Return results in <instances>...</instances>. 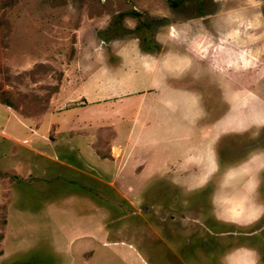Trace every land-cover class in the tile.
<instances>
[{
  "label": "rangeland",
  "instance_id": "rangeland-1",
  "mask_svg": "<svg viewBox=\"0 0 264 264\" xmlns=\"http://www.w3.org/2000/svg\"><path fill=\"white\" fill-rule=\"evenodd\" d=\"M174 50L192 59L173 73L178 91L165 102L171 72L148 86L140 51ZM118 65L137 71L130 88L113 84L123 89L108 97L125 102L120 114L90 105L67 130L60 112L95 102L84 89L93 71L114 67L113 81L129 79ZM256 77L264 79V0H0V264H79L83 244L97 261L110 256L106 264H224L240 246L264 264V80ZM145 91L157 96L141 117L152 114L159 128L173 112L179 158L210 164L195 183L169 175L138 183L133 162L125 175L130 152L110 145L111 121L125 133ZM193 110L204 116L190 125L182 117ZM210 126L209 144L191 149ZM110 147L117 156L108 160ZM138 148L132 156L146 157ZM133 181V195L118 187Z\"/></svg>",
  "mask_w": 264,
  "mask_h": 264
},
{
  "label": "crops",
  "instance_id": "crops-1",
  "mask_svg": "<svg viewBox=\"0 0 264 264\" xmlns=\"http://www.w3.org/2000/svg\"><path fill=\"white\" fill-rule=\"evenodd\" d=\"M251 23L252 24L255 23L256 26L259 25L258 21H256L255 19H252ZM236 32L237 33H235V34L239 33V31H236ZM255 36H258V35H255ZM228 37L232 38L233 35L230 34V35H228ZM140 57L143 58L144 60L149 61L148 65H146V66L143 65L144 67L142 66L144 69L149 71V73L151 74V77L148 78L146 81V82H148V84L149 83L151 84V82L155 83L156 80L158 81L159 72H162L164 70H167V71L170 70L171 75L169 77H165L166 79L162 80V81H164V83H166V86L168 87L166 90V93H167V91L168 92L169 91L170 92L178 91L177 86L173 87V85L171 86L172 83H170L171 79L174 80V78H176V75H173V73H175V72L178 73L180 64L186 63L187 64L186 67H188L191 64L190 59H192L189 52L181 53L178 50H174L168 54H159V55L153 54L151 52L140 51ZM201 66L203 68V69H201V70H203L202 73H204L205 65L202 64ZM113 68H111L109 66H107V67L103 66L98 71H93L92 74L89 75L88 79H86V84L84 86L85 88L84 87L83 88L86 91H88V95H85V96L87 99H90L91 97H93L91 95V93L93 92L95 95H94V97H93L94 99H92V101L95 100V102L89 103L85 106H72L71 108H69V110H63L60 112V117H64L65 115L66 116L68 115L70 117V120L68 122H66V121L62 122V124H65V127L67 130H71V128L82 124L81 119L77 118L80 115L79 110L85 111V109H87V107L90 105L92 107H95L96 110H100V108H102L103 111H108V112H111L112 114H114V113L116 114V112H117L118 114H120L121 109H119L120 108L119 106L121 104L122 109H123L124 108L123 105L125 104V102H121L123 100H120L121 98H119V97H118V99H112L111 97L110 98H108V97L109 96H115V95L119 94L120 90H123L125 88H130L132 86V84L131 83L129 84V81H133V80L135 81L137 78L130 77V75L128 73L129 72H133L134 74H137V73H135L136 70L130 71V68H128V67L118 65L115 68L116 69L121 68L120 70L123 72V74L129 75V77H128L129 79H127L125 77L122 79L115 78V81H113L114 78L111 75V70ZM219 75L221 76V74H219ZM222 77H223V80L228 79L232 82V78H228L225 76H222ZM255 80H256V82H258L259 80H264V79L256 77ZM89 81L91 83L95 82V85L98 84L100 86H105L106 88L105 87L99 88V90H97L95 88H92V86L89 87V85H88ZM113 84L116 85L117 88L122 86L123 89H119V90L114 89ZM150 84L148 86H150ZM80 88H82V87H80ZM76 90H78V88H76V89L71 88L70 91L67 93V95L72 96V95L76 94ZM128 90L131 91V90H135V89H128ZM184 90L192 93V94H189V93L188 94L191 95L190 98H192L193 100H196L197 99L196 97L199 96L198 92L195 91V94H194L193 91H191L189 88L185 87ZM170 92H169L168 96H167V94H165V97H164L165 102L166 101L171 102ZM128 95H130V94H128ZM156 96H157L156 94L152 95L148 91H145L144 93H140L138 105L136 107V110L134 111L133 116L129 119V121H127V128L125 130V133H124V129L122 132L120 129L117 128V125L120 122V120L118 121V118H115V117H114L115 120L112 119V121H111L112 125L111 124L110 125H111V129H113L112 130L113 135L116 133V136L114 138H111V140H110L111 144L110 145L116 146L117 144H114V142H121L122 143L121 146H122V150L124 151V154H126V152H130V157L126 161L124 167H122V168H123L124 172H127V173H125V175H126V174L130 173V171L127 169V166L129 165V163L133 162V163H135L134 165H136V167L139 166L138 169H136V171L139 172V174H138L139 177H141V176L142 177L139 178L140 181H138V183L142 184L141 181H144V183H145L146 180H150L152 178L157 179V177L162 179V178H164V177H162L164 175H169V178L167 179L169 182H171V181L172 182H174V181L178 182V180H179L178 178H180V180L191 181V182L195 183V180L197 179V177L199 175H201V172L198 168H202V169L206 168L207 169V168H209L210 164H208L207 161H205L206 160L205 158L196 159L195 157H191V158H189L190 163H187V160L185 161L183 158L182 159L179 158V156H178V143H179L180 133H179L178 129H176V121L178 118L175 115H173V112L170 113V115L167 114L164 117L161 116L159 120L157 119L158 123L161 125L158 128L157 126L155 127V126L151 125L152 122L154 121V117H152L151 113H150L151 115L149 113H145V114H148L150 116H146L144 118L141 117L143 110L145 109L147 111V108L149 107L148 104L151 101L150 99L151 98L155 99ZM202 96H204V94H202ZM129 98L131 99L130 96L127 97V99H129ZM143 102H144V104H143ZM98 112L99 111H97L98 117L99 116L104 117L103 115L99 114ZM201 113L202 114L199 115V111L196 112L195 110H193L189 113H186V115L182 118L185 119V117H187L186 123L188 124V123H190L189 120L194 121V120H196V118L203 117L204 112H201ZM89 115H91V113ZM225 115H227V114L223 113L211 121H213L215 124L220 123V122L224 121ZM110 118L111 117L106 118L105 120H109L108 122H110ZM87 119L88 120H94L92 118V116H87ZM138 119L140 120V125H137V123H136V120H138ZM162 119H163V122H162ZM97 121H98V119H97ZM115 121L117 124L115 123ZM231 122H234L235 124H237L236 119H232ZM170 123H171V125H170ZM114 124H116V126ZM190 125H192V124L190 123ZM211 127L212 126L208 127L207 129L202 128V131L204 133L206 131L207 134H205V135L201 134V136H199L198 138L196 137L195 139H193V141H190V143H188V145L192 146L191 149H193V148L203 149L202 147L209 144V137H210L209 134H210ZM226 130L227 129H223L222 131H220L219 134L226 132ZM230 130L233 131L236 129L231 128ZM120 132H122L121 140H116L117 136H120L119 135ZM206 135H208V141H206V139L204 137ZM153 140H154V145H159V146H157V149H155L154 151L152 150V147L150 146V145H153V143H151V142H153ZM91 143H92V141L90 142V144ZM137 145H139L138 150L141 148L144 149L146 157L138 158L137 155H135V154L132 156V150L136 149ZM200 146H202V147L200 148ZM116 156L117 155H115L114 152L112 153L111 147H110L109 153H107L108 160L111 157H116ZM152 158L156 161L155 165H154V160H152ZM251 159L252 158H247L245 161H243V164L247 163V162H251ZM108 163H110V161ZM101 164L104 165L103 162ZM112 164H114V163H112ZM180 167L182 168L183 171H185V173L179 174ZM119 170H120V168L117 170V172H119ZM205 171H207V170H203V173ZM131 172L133 173L135 171H131ZM206 173L200 179L203 180L206 176ZM189 175L191 177L194 175L195 178L193 180H188ZM136 180H138V179H136ZM129 183L127 182V185L124 188H122L121 186H118V187L122 191H124L125 194L130 196V195H133V190H135V185H134L135 181L132 182V185H129ZM220 184H221V181H220ZM128 191H130V192H128ZM90 236H91V234H86V237H90ZM89 246H90L89 244H83L80 246L81 251H82V257L80 259L79 264H106V263L110 262V256H106L107 254L105 256H102L101 259H99V261H97L95 259L96 256H92L90 254V252H92V251L89 252ZM241 253H244V255L242 257L240 255ZM255 256H256V254L254 253L253 248L248 247V246H240V247L235 248L231 251V253L229 254V257H228V261L231 258L232 260H235L238 262L244 261L240 264H246L247 262H249L248 264H253L256 260ZM223 260H224L223 261L224 264L228 263L227 258H224Z\"/></svg>",
  "mask_w": 264,
  "mask_h": 264
}]
</instances>
